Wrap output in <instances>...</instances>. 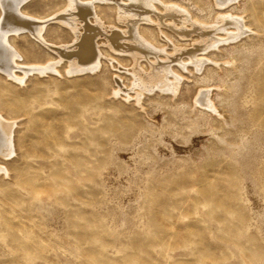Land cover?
<instances>
[{"label":"rangeland","instance_id":"rangeland-1","mask_svg":"<svg viewBox=\"0 0 264 264\" xmlns=\"http://www.w3.org/2000/svg\"><path fill=\"white\" fill-rule=\"evenodd\" d=\"M174 1L204 22L217 16L209 0ZM104 2L92 22L113 19ZM228 5L251 30L209 47L198 70L173 64L179 90L145 91L139 104L126 53L72 74L66 61L60 74L16 71L22 83L0 70V112L15 122L13 153L0 157V264H264V0ZM42 37L69 35L50 20ZM12 43L32 64L56 57L29 35ZM201 86L218 113L191 106Z\"/></svg>","mask_w":264,"mask_h":264},{"label":"bare ground","instance_id":"bare-ground-1","mask_svg":"<svg viewBox=\"0 0 264 264\" xmlns=\"http://www.w3.org/2000/svg\"><path fill=\"white\" fill-rule=\"evenodd\" d=\"M29 1L0 0V70H3L5 77L22 83L23 76L17 77L16 71L26 76L31 73L46 74L49 71L60 74L58 67L63 61H66V66L69 68L68 73L72 74L88 68L94 69L98 65L102 66L103 59L111 56L108 53L112 51L126 53L132 65L123 69L133 79L129 90H133L138 104L139 96L145 91L152 92L154 89H159L161 92L175 93L179 90L181 86L179 87L177 78L181 77H178L180 74L174 71L173 64L187 69L189 62L198 70L207 59L204 54L209 47L217 48L220 44L230 43L251 30L244 17L228 13L227 10L223 11L226 5L229 7L228 4L235 0H209L216 9L215 16H217L213 23L194 17L185 6L174 0H98L112 3L114 15L110 21L96 17L95 22L89 19V15L94 11L92 7H96L95 0H65L64 9L57 14L47 16H34L25 12L24 6ZM50 20L65 28L69 35L66 40L53 42L42 37L44 24ZM143 22L150 25L144 26ZM20 34L29 35L37 44L41 43L38 40L42 41L39 45L56 57L48 63L32 64L21 60L23 55L20 52L17 54L12 48V42L19 38ZM150 36L153 40L151 44L148 41ZM173 36L185 42L177 44L178 41L175 43L173 40L176 38L172 39ZM157 38L164 40V43L156 44ZM143 60L147 62L145 67L142 65ZM230 63V60L225 61V64ZM120 77L115 74L114 82L122 91L124 85ZM158 81L163 83L155 85ZM127 89L128 87L123 91L132 96ZM196 91L191 106L199 105L204 110L218 113L210 89L201 86L197 87ZM14 124L12 119L0 112L2 161L13 153L11 138ZM0 172H6L2 165Z\"/></svg>","mask_w":264,"mask_h":264}]
</instances>
